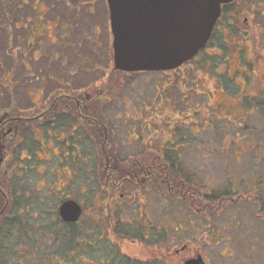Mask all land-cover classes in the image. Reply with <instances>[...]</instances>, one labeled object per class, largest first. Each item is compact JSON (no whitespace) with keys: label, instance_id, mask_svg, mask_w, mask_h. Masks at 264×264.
<instances>
[{"label":"flooded vegetation","instance_id":"obj_1","mask_svg":"<svg viewBox=\"0 0 264 264\" xmlns=\"http://www.w3.org/2000/svg\"><path fill=\"white\" fill-rule=\"evenodd\" d=\"M103 1L109 57L100 70L86 69L81 59L75 65H65L52 52L44 54L47 63H37L35 55L40 49L31 46L41 34L47 32L52 37L54 33L57 38L51 44L57 43L68 25L79 19L80 10L91 6L82 0L69 11L67 0H33L32 12L36 14V8L41 7L38 14L46 18L48 25L45 30L40 28L34 35L26 36L24 45L16 49L24 58L30 52L31 64L22 63V70L36 85L31 86L29 93L25 90L22 97L15 93L21 81L14 80L10 91L15 94L0 102V223L5 218L14 221L20 217L19 223L30 226L36 216L53 213L59 228L78 233L80 247L112 249L110 255L99 252L91 257L84 248L75 257L76 264L176 263L175 257L189 250L190 245L184 244L174 250V256H169L163 208L166 200H171L181 203L191 215L192 210L201 213L202 209L192 204V176L186 170L187 161H192L185 154H192V147L186 145V137L174 126L160 132L162 128L156 125L158 116L154 113H134V108L117 111L118 104L126 108L123 94L134 87L131 78L142 73L114 69L109 11ZM241 1L235 0L223 8ZM61 2L67 17L56 14L62 10L58 4ZM53 59L59 63L49 64ZM187 66L190 64L172 71L143 73L172 77ZM90 73L99 77L82 78ZM169 98L162 95L159 101L173 105L175 99L166 102ZM189 99L184 106L187 104L191 110L192 95ZM143 108L144 103L140 109ZM154 133L156 136H152ZM188 134L191 136L192 131ZM68 201L80 208L75 222L64 221L60 216V207ZM50 226L48 221L47 228ZM149 249L157 255L142 254Z\"/></svg>","mask_w":264,"mask_h":264},{"label":"rangeland","instance_id":"obj_2","mask_svg":"<svg viewBox=\"0 0 264 264\" xmlns=\"http://www.w3.org/2000/svg\"><path fill=\"white\" fill-rule=\"evenodd\" d=\"M81 1L67 0L69 11ZM83 1L91 7L80 10L79 19L68 25L63 39L58 37V42L51 44L57 36L43 32L33 43L32 49H40L35 55L37 63H47L44 54L52 52L65 65H75L81 59L86 69L101 70L107 64L109 42L104 1ZM58 4L62 10L56 14L67 17L65 4ZM32 5L33 0H0V102L16 92L25 97V90L29 93L31 86L36 85L22 70V63L31 64L30 52L24 58L16 50L24 45L26 36L34 35L40 28L45 30L48 25L46 18L38 14L41 7L34 14ZM20 26L25 29H19ZM48 63L57 65L59 61L53 59ZM188 64L190 67L172 77L157 73L135 75L131 78L134 87L123 94L126 108L118 104L117 111L129 112L134 108V113H154L158 116L156 125L162 128L160 132L173 126L181 131L186 145L192 147V154H185L192 161H187L186 170L201 199L226 193L232 200L238 196H258L260 201L246 198V202L225 203L220 215L210 220L194 210L189 214L179 202L166 200L163 215L170 247L164 248V255H168L169 249L172 257L174 250L188 244L189 250L175 257L176 263L171 264H180L195 255H201L207 264H264V113L257 104L264 100V0H242L228 7L205 49ZM99 74L101 77L102 72ZM99 74H85L82 78L94 80ZM18 79L20 88L16 87L13 93L10 86ZM162 95L166 99L173 97V105L159 101ZM189 95L191 110L187 104L184 106ZM143 103L146 108L142 111ZM108 117L112 118L111 113ZM165 139L168 140L166 135ZM52 214L36 216L30 226L27 222L19 223L20 217L14 221L5 218L0 223L1 229L5 227L0 230V264H32L33 259L37 264H60L50 256L62 258L67 247L62 242L64 231ZM68 247L72 249L69 244ZM141 252L145 256L157 255L152 249Z\"/></svg>","mask_w":264,"mask_h":264},{"label":"water","instance_id":"obj_3","mask_svg":"<svg viewBox=\"0 0 264 264\" xmlns=\"http://www.w3.org/2000/svg\"><path fill=\"white\" fill-rule=\"evenodd\" d=\"M235 0H106L114 69L130 74L166 72L191 61L210 41L222 8ZM79 206L60 207L75 222ZM183 264H206L197 255Z\"/></svg>","mask_w":264,"mask_h":264},{"label":"trees","instance_id":"obj_4","mask_svg":"<svg viewBox=\"0 0 264 264\" xmlns=\"http://www.w3.org/2000/svg\"><path fill=\"white\" fill-rule=\"evenodd\" d=\"M226 10H227L226 8H223V13H225ZM257 104H258V107L264 113V100L258 101ZM246 198H251L252 201H257V200L260 201V197L258 196H251V197L238 196L232 200V198L226 193H216V194L214 193L212 195H207L205 196V198L201 199L198 196L197 190L192 186V204L195 207L202 209L201 214L203 216H206L207 218H210V220L215 219L220 215L221 208L222 206H224L225 203H230V202L236 203L239 201L246 202L247 200ZM260 208H262L261 204H259V209ZM261 217L264 218V216H261ZM7 224L8 223H4L3 225L6 226ZM2 229L0 228V230ZM62 230L64 231V236H65V239L62 242L67 247V251L64 253V256L62 258L60 256H55V255L50 256V257H56L60 264H76L74 259L77 255L81 253L82 249L84 248L88 250L87 255L91 257L97 256L99 252L102 255H108V254L110 255V250H112L110 247H107V248L80 247L79 245L80 242H78L79 241L78 233L75 230L73 229L72 230L62 229ZM68 244L72 249L68 247ZM50 257L45 258L43 263H47L50 260ZM67 261H69V263H67ZM37 263L38 262L33 259L32 264H37Z\"/></svg>","mask_w":264,"mask_h":264}]
</instances>
